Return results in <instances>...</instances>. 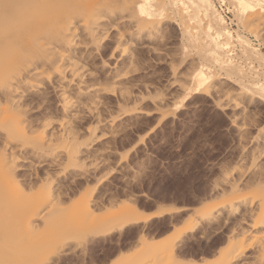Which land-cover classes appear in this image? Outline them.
I'll return each mask as SVG.
<instances>
[{"label":"bare ground","instance_id":"obj_1","mask_svg":"<svg viewBox=\"0 0 264 264\" xmlns=\"http://www.w3.org/2000/svg\"><path fill=\"white\" fill-rule=\"evenodd\" d=\"M235 7L238 18H259L247 19L261 33L264 0ZM211 26L228 37L211 0H0V264H89L87 246L130 251L123 264H253L254 252L264 255L263 240L244 243L264 225L254 220L264 209V141L240 148L247 166L222 174L208 196L215 203L141 214L105 187L124 168L112 144L137 119L157 113L159 123L196 93L236 117L264 103L244 88L248 67L264 93L263 56L237 34L246 59L230 63L223 43L210 48ZM152 56L168 69L160 87L146 75ZM256 128L251 138H264ZM221 234L227 248L206 259Z\"/></svg>","mask_w":264,"mask_h":264},{"label":"rangeland","instance_id":"obj_2","mask_svg":"<svg viewBox=\"0 0 264 264\" xmlns=\"http://www.w3.org/2000/svg\"><path fill=\"white\" fill-rule=\"evenodd\" d=\"M211 2L214 4L217 12L224 18L226 28L228 30L226 37L228 36L227 38L230 39H225L223 32H219L214 26H211L210 30L213 34L214 44H210V48L213 46L215 47L219 43H223L222 47H224L225 50L224 53L219 48H215L213 54L215 55V52H218L217 55H222L224 53L227 55L226 57L230 63L238 62L239 60L245 62L246 58L244 57H246V54H242L243 51L241 50H243V44L240 40H238L237 34H239L242 36L244 35L243 37L247 38L264 58V28L262 27L263 30H260L261 33H258L260 37L258 35L256 36L255 33L252 32L259 28L256 22L261 20H259V18H252L251 20L248 12H245L246 15L242 14L240 15V17H242L238 18L235 14V0H211ZM243 16L247 22L250 23H242V21H244ZM247 18L251 21L254 20L257 25L249 21ZM258 23L260 24V22ZM247 24H252V26ZM256 26L258 28H256ZM254 27L256 29L252 30ZM219 33L222 34V36ZM229 33H231V36H229ZM218 46L219 45L216 47ZM241 55L243 56L241 57ZM151 58H154V56L149 57L148 59L150 61H148L150 68L148 67V73H146V75L149 74V80L155 82L154 85L158 84V87H160L166 78L165 74L168 75V69L164 64L157 63V61L153 62L156 59ZM235 59L237 61H235ZM218 69L219 68L217 67L216 71L218 73L220 72V75L224 74L222 69H219L220 71ZM245 69L248 70H244L245 72L250 71V73H246L247 76L245 78V81L247 79L249 80L246 81L249 84L246 85L244 81V88L246 91L249 94H253V96L258 94L256 97H264L262 90L257 87H253L252 82L254 81L255 74L251 72V69L249 70L248 67H245ZM230 80L235 82L233 75H231ZM198 94L199 93L193 94L188 97V99L178 101L175 106H170L169 109L173 110L174 114L170 116L169 114L171 112H169V114H166L163 118L160 117L162 120L159 121V123V118L157 121H154L157 116L153 115H157V113H152L148 116L137 119L138 121L136 120L134 123H138L132 124L130 129H127L128 131L125 133V137H123L124 134H122L120 136L122 139H117L118 141L116 140L114 142L115 145L112 144V147L114 146L116 150V155L119 152L120 154L121 152L125 153V158L123 157L124 161H122L124 163V168L122 169L120 175L115 172L109 173L107 177L108 185H105V187H109V189L112 190L113 194L120 203L137 204V207H139L137 209L141 214L151 213L157 210L161 211L164 209L181 208L183 206L196 207L197 205L199 206L201 199H205V201L209 203H215L221 198L218 196L214 198L208 197L210 196V190L212 187H216L220 184L221 179L219 178H222V174L225 171L228 172L227 169L230 171V169L232 170V168L237 164V167L239 166L240 163H237V161L241 162L238 158L240 157L241 150L243 149L246 152H252L255 151L256 148L260 147L264 141L262 139L264 138L260 137L257 141L251 137L254 136L253 134H255L256 130H259L256 127L259 128L260 126V129H264V103L262 101L260 102L263 104L260 102H254L250 105L249 109L251 108V110H255L248 111L247 113L253 114L256 112L254 113L256 116L250 114L249 116L246 113L249 117L248 119L246 115H238L241 118L236 117V115L233 116L236 112H233L230 108L217 109L213 103V99L215 100V97L213 98L212 96L210 99V97ZM164 108L169 110L166 107ZM250 118H253L255 121ZM233 119H235L234 122L236 123L233 122ZM252 122L253 124L257 123L253 125ZM242 123H244V126L247 125L245 126L246 130L243 131L244 133L237 130V126L240 124L242 125ZM247 129L249 131H247ZM263 129H261L262 135H264ZM114 154L111 156L113 158L110 159H113V161L116 162L119 154L117 156H114ZM112 162H110L111 165ZM242 163L243 162H241V166H239V168L245 169L247 164L244 162L245 165H243V167ZM222 170L224 171L222 172ZM255 190H258V188H246L241 192L242 194H246V192L247 194H251V192H257ZM136 197H138V199ZM257 215L258 214H255L254 220L258 221L262 219L264 221V209L261 215ZM219 238L220 239L210 245L209 249L212 251H209V253L205 255L207 256L206 259L208 258V260H212L216 250L219 251L220 248H227L224 235L221 234ZM244 238V243H247H245V246L248 245V247L262 243V240L264 242V225L257 227L254 231H248ZM85 249L86 250L84 251L86 252L84 253L85 255L87 254L86 260L89 264H123V262L126 261L130 255V251L118 253L116 250L103 251L100 248H92L90 246H87ZM210 252L213 253V255L210 254ZM256 253L257 251L254 252V254L258 257H254L255 255L253 254L251 258H248L250 259V263L254 261L253 264H264V255H260L261 253L259 252V254ZM259 255L260 259H263L262 262L259 259ZM259 260L260 262H257Z\"/></svg>","mask_w":264,"mask_h":264},{"label":"snow or ice","instance_id":"obj_3","mask_svg":"<svg viewBox=\"0 0 264 264\" xmlns=\"http://www.w3.org/2000/svg\"><path fill=\"white\" fill-rule=\"evenodd\" d=\"M157 212H159V210H157ZM176 240H177V241L179 240V236L176 237Z\"/></svg>","mask_w":264,"mask_h":264}]
</instances>
